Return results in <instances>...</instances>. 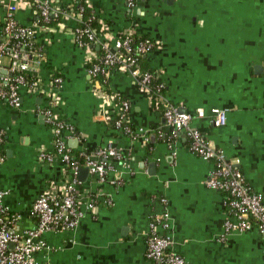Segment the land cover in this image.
I'll use <instances>...</instances> for the list:
<instances>
[{"label":"crops","instance_id":"1","mask_svg":"<svg viewBox=\"0 0 264 264\" xmlns=\"http://www.w3.org/2000/svg\"><path fill=\"white\" fill-rule=\"evenodd\" d=\"M68 1L52 0L55 6ZM5 3L0 0V28ZM85 3L98 18L103 41L112 44L116 35L132 33L154 42L145 63L164 85L162 107L191 114L203 109L204 117L192 126L264 199V0H142L132 10L125 0ZM16 16L34 28V45L44 53L40 81L47 84L51 72L60 78L54 112L76 134L66 146L92 154L110 142L128 158L126 167L116 163L103 182L80 167V190L96 196L97 203L83 209L74 230L46 233L47 249L37 262L148 264V224L166 208L168 228L158 233L171 238L172 250L185 264H264V238L256 229L222 236L223 195L205 185L212 164L188 151L183 132L170 135L161 109L137 82L121 70H113L105 84L90 78L87 54L74 42L70 18L41 28L32 9ZM18 94L17 108L0 100V191L8 192L4 203L21 215L18 229L24 230L36 223L29 215L33 201L50 186H61L63 175L59 163L45 164L37 157L39 150L52 151V130L38 113L43 99L25 87ZM120 100L130 104L129 124L149 131L147 141H130L110 123ZM212 108L228 109L224 126L213 125Z\"/></svg>","mask_w":264,"mask_h":264},{"label":"built area","instance_id":"2","mask_svg":"<svg viewBox=\"0 0 264 264\" xmlns=\"http://www.w3.org/2000/svg\"><path fill=\"white\" fill-rule=\"evenodd\" d=\"M82 0H69L66 4L55 6L52 0H6L3 7V19L0 28V100L10 108L20 105L18 90L25 87L31 93L40 96L44 105L38 113L44 116L46 124L52 130V151L39 150L37 157L45 164L59 163L62 167L63 182L61 186H50L33 201L29 215L35 220L32 229H18L21 215L13 213L4 203L7 191H0V264H39L37 255L46 250L44 235L49 232L74 230L83 216V209L91 210L97 203L96 196L91 197L80 190L77 173L81 166L87 168L89 174L98 182H103L108 174L114 171L115 164L126 167L128 158L124 150L118 149L110 142L96 149L92 154L80 151L72 152L66 146V140L76 136L74 129L66 121L60 120L54 110L58 104L53 94L59 86L60 78L53 72L47 84H43L38 76L44 59V53L34 45V28L21 23L17 12L22 9H32L42 21L41 28H49V24L58 18L56 26H60L63 18L74 21L72 37L75 44L86 52L87 74L92 79L101 77L105 84L113 70L124 71L133 78L139 89L145 92L154 104L164 103L160 84L153 90L151 87L154 75L142 73L137 64V57L146 55L153 47L147 38L132 47V33H122L114 37V41H103L104 35L96 33L87 23L82 21L83 6L76 9L73 3ZM127 7L137 8L142 0H125ZM52 28V27H51ZM50 28V29H51ZM102 37V39H101ZM98 46L102 53L98 55L91 50ZM4 59L7 64L4 65ZM26 75H30L28 82ZM156 75V74H155ZM155 77L158 78V75ZM159 79V78H158ZM105 98L108 97L105 95ZM157 106V105H156ZM158 107V106H157ZM130 104L120 100L114 105L113 122L115 130L136 141H147L149 131L143 128H133L128 122ZM211 122L215 127L226 124L228 109L212 108ZM161 116L170 135L183 132L189 140L186 146L196 157L210 162L212 170L205 185L207 188L223 195L225 219L222 225V236L233 232H245L256 229L264 238V199L261 193L246 186L242 174L232 166L224 152L212 147L192 126L195 119L203 118L201 108L191 113H180L175 108L165 105ZM4 133L0 130V146L3 144ZM79 158L83 160L79 163ZM121 165V166H122ZM165 206L163 198L158 199ZM104 203L110 204L109 200ZM169 215L166 211L152 216L146 234L145 259L148 264H185L184 258L172 250V241L168 235L158 233V228H168ZM264 244V242H263Z\"/></svg>","mask_w":264,"mask_h":264},{"label":"trees","instance_id":"3","mask_svg":"<svg viewBox=\"0 0 264 264\" xmlns=\"http://www.w3.org/2000/svg\"><path fill=\"white\" fill-rule=\"evenodd\" d=\"M79 6H83V14H82V21L84 23H87L88 26H90L96 33H98L100 31V28H101V25L98 21V18L96 16H94L92 10L90 7L87 6V4L85 3V0H82L80 3H73V7L76 9L77 7ZM57 22H58V18L56 20H54L53 22H51L48 26L49 27H55L57 25ZM40 25H42V21L39 20L38 22ZM101 34L104 33V31L100 32ZM132 38V47L133 49H135V47L137 46V44L141 41H143L144 39H147V36H140V35H137V34H133L131 36ZM152 44H153V47L149 50L152 51L155 47V44L154 42L152 41ZM95 48V46H94ZM96 53L98 55H100L102 53V50L101 49H98L96 51ZM147 55V54H146ZM146 55H142V56H138L137 57V64L138 66L140 67V70L142 73H150V74H153L154 75V79L152 80V84H151V87L153 88V90L157 87L158 84H160V80L155 77L156 73L155 71H153L152 69H149L145 63V56ZM26 79L29 81H31V78H30V75H26ZM95 80H99V84L102 83V79L101 77H98L97 79ZM163 93H164V87L163 89L161 90V95L163 96ZM106 96L108 98H110V94L108 93V90L106 91ZM157 105L161 111L163 112L164 111V107H162L161 104H155ZM112 125H113V122H110ZM189 145V140L186 138V141H185V146H188ZM83 160L81 158H79V163L82 164Z\"/></svg>","mask_w":264,"mask_h":264},{"label":"water","instance_id":"4","mask_svg":"<svg viewBox=\"0 0 264 264\" xmlns=\"http://www.w3.org/2000/svg\"><path fill=\"white\" fill-rule=\"evenodd\" d=\"M183 111H184V110H181V113H184ZM40 119H43V116H40ZM69 142H70L71 145L73 144V146L76 147V145H77V141H76V140H71V141H69ZM73 148H74V147H73ZM85 170L87 171V168H86Z\"/></svg>","mask_w":264,"mask_h":264}]
</instances>
